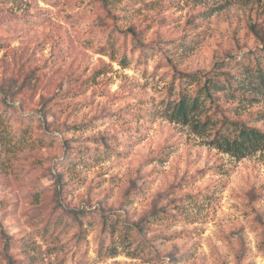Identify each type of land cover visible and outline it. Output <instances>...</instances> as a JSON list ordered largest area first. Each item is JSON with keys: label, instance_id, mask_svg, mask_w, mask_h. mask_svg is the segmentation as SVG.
I'll use <instances>...</instances> for the list:
<instances>
[{"label": "rangeland", "instance_id": "obj_1", "mask_svg": "<svg viewBox=\"0 0 264 264\" xmlns=\"http://www.w3.org/2000/svg\"><path fill=\"white\" fill-rule=\"evenodd\" d=\"M258 67L264 0H0V264H264Z\"/></svg>", "mask_w": 264, "mask_h": 264}, {"label": "trees", "instance_id": "obj_2", "mask_svg": "<svg viewBox=\"0 0 264 264\" xmlns=\"http://www.w3.org/2000/svg\"><path fill=\"white\" fill-rule=\"evenodd\" d=\"M264 69L258 67V75L261 78V88L264 87ZM185 80L189 81V75L185 74ZM237 79L231 77H225L224 79H214L213 77H207L204 81L203 96H187L183 95L176 108V118L187 121L191 111L201 105L206 106V102L212 103L216 90L226 89L231 95L241 98H250L247 94H239L237 91L241 89L242 82L235 84ZM242 81V80H241ZM236 85V86H235ZM245 86H242L244 89ZM250 89V88H249ZM260 90V89H259ZM243 93V92H242ZM206 115L203 120V125L210 122L213 115ZM218 122V120H213ZM219 127L214 133L212 143L215 147L220 148L222 151L229 152L232 155L243 156L248 152L255 150L264 141V132L256 127L248 125L243 120L227 121L223 118L219 120Z\"/></svg>", "mask_w": 264, "mask_h": 264}]
</instances>
